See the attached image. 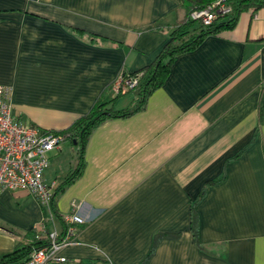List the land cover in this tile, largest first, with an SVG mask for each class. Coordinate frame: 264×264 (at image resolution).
I'll return each mask as SVG.
<instances>
[{"label": "crops", "instance_id": "0c3cea01", "mask_svg": "<svg viewBox=\"0 0 264 264\" xmlns=\"http://www.w3.org/2000/svg\"><path fill=\"white\" fill-rule=\"evenodd\" d=\"M183 18L177 0H0V85L12 114L68 134L97 101L115 99L120 74L154 60ZM133 91L113 108L132 106ZM68 135L43 172L58 213L78 205L85 221L62 255L264 264V8L179 54L142 110L95 127L79 177L65 184L77 165ZM49 214L25 191H0V257Z\"/></svg>", "mask_w": 264, "mask_h": 264}, {"label": "built area", "instance_id": "2783aa9c", "mask_svg": "<svg viewBox=\"0 0 264 264\" xmlns=\"http://www.w3.org/2000/svg\"><path fill=\"white\" fill-rule=\"evenodd\" d=\"M264 8V7H263ZM231 9L227 0H216L203 9L195 10L190 18L209 25L218 16ZM142 72L134 75L120 74L113 82L115 94L135 90ZM69 135L51 132L23 123L12 114L10 90L0 85V191L22 190L30 194L40 206L49 210L52 189L43 179V172L49 163V153L58 150ZM49 217L43 218L38 227L32 229L33 237L45 242L34 248L23 264H84L61 254L68 245L74 244V235L85 223L78 214V205H72L69 212L62 214L65 233L55 226L49 210ZM50 223V226H49ZM92 264H100L94 262Z\"/></svg>", "mask_w": 264, "mask_h": 264}, {"label": "trees", "instance_id": "16d2710c", "mask_svg": "<svg viewBox=\"0 0 264 264\" xmlns=\"http://www.w3.org/2000/svg\"><path fill=\"white\" fill-rule=\"evenodd\" d=\"M215 1L216 0H177L179 7L184 11L183 20L170 32L168 40L154 60L138 71L130 73V75H134L142 72L141 81L135 89L137 91L135 103L132 106L121 110L113 108V102L115 99L133 90L118 93L116 94L115 99L111 101H97L87 114L73 124L71 129H69L68 134H70V138L76 146L77 165L67 174L65 184H68L75 178L79 177L83 168L84 148L90 133L95 127L109 118L128 117L142 110L148 96L165 82L169 75L171 64L179 54L194 49L209 35H215L223 29L233 28L242 11L249 9L256 11L264 7V0H227L231 6L230 11L223 16H218L217 19L209 25H203L200 21L190 18V14L193 11L203 9ZM55 195L56 192H53L49 204V210L61 229V235H63L65 233V225L62 220V214L58 213L56 210L54 201ZM200 196L201 194L199 197ZM197 200H195L194 204ZM192 226L195 231L194 216H192ZM32 232V230L29 231L30 241L28 244L17 245L10 253L2 255L0 257V264H23L26 257L34 248L45 244V242L34 238ZM158 238V236L155 238L154 245ZM94 262L96 261H92L88 264Z\"/></svg>", "mask_w": 264, "mask_h": 264}, {"label": "rangeland", "instance_id": "374dc122", "mask_svg": "<svg viewBox=\"0 0 264 264\" xmlns=\"http://www.w3.org/2000/svg\"><path fill=\"white\" fill-rule=\"evenodd\" d=\"M133 92H134V91H133ZM133 94H134V93H132V92H131V93H128V95H126V97H125L126 100H128L129 102L132 101V99H133ZM67 148H68V147H67ZM45 210H46V207H45Z\"/></svg>", "mask_w": 264, "mask_h": 264}]
</instances>
